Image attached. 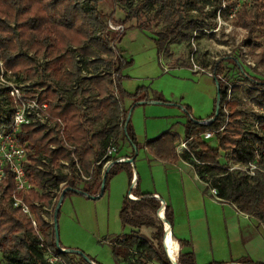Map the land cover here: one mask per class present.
I'll return each instance as SVG.
<instances>
[{
	"label": "trees",
	"instance_id": "trees-1",
	"mask_svg": "<svg viewBox=\"0 0 264 264\" xmlns=\"http://www.w3.org/2000/svg\"><path fill=\"white\" fill-rule=\"evenodd\" d=\"M114 1L129 9L124 22L137 18L138 24L133 27L142 30L150 28L143 22L142 8H135L131 4L132 0ZM197 1L203 6L213 3L212 0ZM148 3L156 4L157 13L164 23L155 38L160 53L166 50L169 41H189L195 31H202L208 25L203 19L185 15L183 0H148ZM229 5L235 6L236 2ZM217 8L214 7V12ZM247 8V4L242 5L236 11V16L247 13ZM256 18L251 9L242 25L253 32L257 25ZM107 20L99 0H0V54L6 67L19 79L40 78L37 86L43 88L41 98L49 102L52 121L50 125H26L20 135L28 148V160L25 163L28 176L38 188L31 189L25 198L35 211L39 229L44 236V246L58 252L66 264L70 262V254L59 251L56 223L49 222L44 215L54 216L52 209H56L63 183V189L72 188L65 195L77 189L91 198L97 195L102 197L106 193L109 179L128 165L126 161L116 162L106 172V162L116 157L106 156V150L111 144L119 148L120 141L125 139L135 149L139 148L131 119L127 122V118L139 101H150L146 87H140L134 93L122 88L123 69L133 60H128L114 50L113 44L120 41L125 33L117 35L111 32ZM252 41L250 39L247 42L252 44ZM40 56L49 60L41 65L37 59ZM103 66L110 72H101L92 77L83 75V69L98 72ZM112 71L119 76L114 78ZM221 73V62L217 61L214 78L220 84V114L209 124H203V120L190 116L185 130L189 147L187 156L202 180L218 190L221 199L235 203L241 211L264 221V170L249 177L239 171L229 172L220 162L222 149L231 155L230 159L243 163L255 160L260 154V163L264 166V113L256 115L259 122L256 129L247 128L246 112L242 109L240 96L241 89H245L252 102L264 111V78L246 75L243 81L232 85L230 96L231 87L220 77ZM246 83L251 87L243 85ZM124 97L135 99L129 109L123 106ZM182 107L190 113L188 105ZM59 118L65 123L64 130L57 121ZM100 122L104 124L97 128L96 124ZM11 123V118L5 117L0 103V133L8 131ZM208 130L216 131L218 148L212 147L201 137ZM181 139L179 134L167 131L148 140L146 146L156 158L176 162L180 158L177 144ZM66 142L76 146L78 165L73 150ZM65 160L69 161L71 174L64 172L62 161ZM106 173V185L101 193ZM83 175L90 179L83 178ZM15 188L14 176L8 173L0 184V251L9 264H51L45 257L42 240L32 220L22 210L11 205L10 197ZM135 193L139 199L132 200L127 195L121 209L124 227L129 226L132 230L112 242L116 264H173L163 244L164 237L167 250L169 235L165 234L163 222L156 217L161 201L151 193H142L137 189ZM59 214L60 211L58 217ZM159 216L165 217L163 208ZM166 219L173 224V212L168 205ZM145 227L155 229L152 239L141 233ZM175 241L172 235L168 248ZM80 258L86 264H92L84 255H80ZM89 258L95 264H100L91 256ZM178 262L197 264L195 253L181 252ZM241 262L251 263L252 260L244 258ZM208 264L222 263L214 261Z\"/></svg>",
	"mask_w": 264,
	"mask_h": 264
},
{
	"label": "rangeland",
	"instance_id": "rangeland-1",
	"mask_svg": "<svg viewBox=\"0 0 264 264\" xmlns=\"http://www.w3.org/2000/svg\"><path fill=\"white\" fill-rule=\"evenodd\" d=\"M99 1L100 8L106 13L108 20L112 19L115 22L126 24V33L120 41L115 42L117 49L114 50L116 53L118 50L120 52L124 51L126 53L124 57L128 60H133L122 72L124 75L122 85L123 89H126L125 91L127 92L134 93L140 87L155 89L161 86L162 88L183 89L189 93H194V88H197L215 100L218 95V87L214 78L209 77L207 74L214 77V65L217 61L221 62L222 73L220 77L230 87L239 81H243L246 75L264 78V0H212L213 3L204 6L197 0H183L185 15L203 19L208 25L202 31H195L189 41H169L166 45V50L162 53L157 48L155 38L157 37V33L164 27V23L162 17L157 13L156 4L151 5L148 3V0L131 1V4L135 8H142L143 22L150 27L147 30H142L138 27H133V25L138 24L137 18L131 22H124L129 10L128 7L117 4L114 0ZM231 2H236V5L230 6L229 4ZM145 4H147L146 7H144ZM244 4L248 5V12L242 14L241 17H237L236 11ZM216 6L218 8L214 12V7ZM251 9L254 15L257 16V25L253 32L242 25L244 20L248 19V14ZM250 39L253 40L252 44L247 42ZM73 48H76V46ZM40 57H37L38 61H40ZM39 64L42 65L43 62L40 61ZM175 66L183 67L175 68ZM189 67L197 72L203 73V75H197ZM103 68L107 70L103 66L96 74L103 72ZM39 80L40 78L38 77L29 81L39 82ZM243 85H246L247 88L251 87L249 83ZM115 92L118 94V91ZM158 96L161 99L163 98L161 103L169 107L170 101L161 93ZM240 96L243 102L242 109L246 112V126L254 130L251 121L254 118L253 114L256 117L257 114L261 115L264 111L252 102L245 89H241ZM128 98L131 97H124L126 100ZM195 101L199 105L203 104L202 97H196ZM174 103L177 105H174V107L171 105L170 107L178 108L179 105H183L177 102ZM181 121L185 123L187 118ZM103 124V122L97 123L96 127L99 128ZM175 129L181 132L184 131L185 136L186 128H184V125L179 126L176 121ZM205 141L214 148L219 147L217 136L205 139ZM125 151L126 147L122 141L121 152L124 154ZM73 157L78 163L76 152ZM230 158L231 155L229 153L222 149L220 150V162L222 165L228 164ZM65 161L68 165L67 167L64 165V172L71 174L72 169L70 168L69 161ZM261 168L264 170V166H261ZM130 189L131 183L128 192ZM63 190L62 188L58 193V200ZM107 196L108 193L106 192L102 197L94 199L69 192L62 202L58 217L59 234L60 241H62L61 231L67 226L66 229L71 233L75 244L78 243L74 249L81 250L84 254L91 256L100 264H116L111 246L106 240L113 233H118L117 231L125 234L130 233L132 229L129 226L124 228L121 216L116 211L114 203L113 209L109 213ZM117 205L116 207H120L119 202H117ZM77 211L81 214V224L77 221ZM52 213L54 216L47 217L49 222L55 221V210L52 209ZM156 217L161 220L158 214ZM72 228H75L77 232H73ZM141 233L152 239L155 229L145 227L141 229ZM170 240L171 236L169 235ZM168 244L165 252L169 257L168 251L171 250L173 256L176 246L171 249L174 243L169 248ZM69 254L70 262L67 261V264H86L80 258L79 254ZM0 264H9L1 251Z\"/></svg>",
	"mask_w": 264,
	"mask_h": 264
},
{
	"label": "crops",
	"instance_id": "crops-1",
	"mask_svg": "<svg viewBox=\"0 0 264 264\" xmlns=\"http://www.w3.org/2000/svg\"><path fill=\"white\" fill-rule=\"evenodd\" d=\"M119 53L123 56L126 55L124 51H119ZM177 67L183 66H175V68ZM190 70L197 75H203L193 68ZM123 76L122 74V79ZM121 83L123 82L121 81ZM148 90L150 101H139L134 106L130 118L140 143L139 148L135 149L127 139L120 141L117 156L134 158V161L128 163L126 168L109 179L106 191L109 213L112 211L114 203L116 211L121 216L122 202L123 198L128 195L132 172L138 177V191L151 193L171 208L173 224L170 225L172 235L178 245V252H195L198 264H208L214 261L222 264H264V221L241 211L233 202L217 198L212 193L213 187L210 183L202 180L197 173L187 156L188 151L179 149V145L186 142V139L184 131L175 129L176 121L179 126L184 125L186 128L185 124L190 116L198 120L211 118L215 111L216 99L214 100L210 95L197 88H194V93L183 89L162 88L161 86ZM160 93L170 101L169 107L164 106L161 99H158ZM196 97L203 98L202 105L195 101ZM173 102L188 105L190 113L182 105L172 108L177 105ZM134 103L135 99L133 98L123 100L125 109H129ZM171 105L172 107H170ZM185 118L187 121L183 123L181 120ZM167 131L182 136L181 141L177 144L180 158L176 162L162 161L156 158L146 146L148 140ZM122 141L126 147L124 154L121 152ZM72 192L91 198L77 191ZM98 198L100 196L94 199ZM117 202L120 203V207H116L118 206ZM77 216V221L81 224L79 211H77ZM66 227L61 231L62 241L60 243L64 248L74 249L78 243L75 244L74 238ZM72 231L77 232L75 228H72ZM117 232L106 240L111 249L115 238L124 235ZM244 258L252 260V262L242 263Z\"/></svg>",
	"mask_w": 264,
	"mask_h": 264
},
{
	"label": "built area",
	"instance_id": "built-area-1",
	"mask_svg": "<svg viewBox=\"0 0 264 264\" xmlns=\"http://www.w3.org/2000/svg\"><path fill=\"white\" fill-rule=\"evenodd\" d=\"M108 29L117 34L122 35L126 33V24L118 23L109 19L107 21ZM114 49H117L116 44H113ZM117 54L119 52L117 51ZM43 64H45L48 59L44 57L39 58ZM80 59V56H78ZM39 61V62H40ZM104 73L110 72L109 70H102ZM113 77L116 78L119 74L115 71H112ZM83 75L86 77H92L96 75L92 69L85 70L83 69ZM37 81H27L22 80L17 77V75L11 70L8 69L5 65L4 59L0 54V103L1 107L4 110V115L7 118H11L12 123L10 129L6 132L0 133V184L4 182L7 178L8 173L13 174L16 188L13 191L10 200L11 205L14 208H18L22 210L25 214L29 216L32 220L33 225L35 226L37 232L40 235L42 240L41 246L43 248V252L45 253L46 259L51 264L62 263L66 264L64 259L60 256L58 252L52 251L49 248L44 246V236L39 229V223L36 218L35 211L33 208L27 203L25 196L29 193V191L33 188H37L35 183L29 178L28 172L25 166V163L28 160V148L27 145L21 140L20 135L23 131V127L26 125H37L40 126L42 124H51L52 121L50 119L49 113V102L43 101L41 98V93L43 88H39L37 85ZM232 92V87L230 89V96ZM225 111L228 113V108L225 104ZM253 119L251 120L256 129L259 126V122L253 114ZM228 118V116H227ZM59 125L65 128L64 121L59 118L57 119ZM210 120H203L202 123L209 124ZM216 136V131L208 130L201 135V137L205 139H209ZM67 146L73 150V155H75L76 146L66 142ZM179 149L181 151H189V147L186 142H183L179 145ZM118 151V146L115 144H111L108 146L106 150V156H116ZM126 156H116L115 158L109 159L105 166L104 170L107 168H112L114 166V161H125ZM262 157L260 154L257 155L256 159L250 161L248 163H243L241 161L230 159L228 164L223 165L226 170L229 172L239 171L242 174H245L249 177L256 176L259 170H263L261 168ZM67 167L68 163L66 161L63 162ZM133 163V162H131ZM78 165V163H77ZM63 166V168L65 167ZM83 178L90 179L89 176L83 175ZM65 183L62 184V188ZM138 188V177L137 175H133L131 180V191L128 192V196L132 200H138L139 196L135 193V190ZM62 193V192H61ZM212 193L217 197H219L218 190L216 188H212ZM158 199V198H157ZM160 200V199H159ZM161 201V208H164L165 217L160 219L164 223L165 233L167 232V219H166V205L164 201ZM45 208V207H44ZM160 208V210H161ZM159 210V215H160ZM47 219V216L44 215ZM48 220V219H47ZM53 223V221H51ZM170 224V223H169ZM171 226V225H170ZM172 230V229H171ZM180 255V251L178 253V257ZM179 259V258H178ZM95 264V262H92Z\"/></svg>",
	"mask_w": 264,
	"mask_h": 264
},
{
	"label": "water",
	"instance_id": "water-1",
	"mask_svg": "<svg viewBox=\"0 0 264 264\" xmlns=\"http://www.w3.org/2000/svg\"><path fill=\"white\" fill-rule=\"evenodd\" d=\"M216 84H217V87H218L216 111H215V116L210 119V122L209 123L214 122L217 119V117L219 116V114H220V108H221L220 84H219V82H217ZM131 114H132V109L129 112V115H128V118H127V122L130 120ZM125 161L128 162V163H131V162L134 161V158H128L127 157ZM116 162H121V161L115 160L114 161V165H115ZM110 169H111L110 167L107 168L106 172H109ZM106 175H107V173L104 174V178H103V181H102L101 193H103L104 192V189H105V185H106ZM70 190H72L71 187L64 188V190L62 191V193L60 195V198L58 200V204H57L56 209H55V221L54 222L56 223V225H55V231H56V241H57V244H58V248H59V251L64 252V253H76V254L84 255L86 257V259L92 263V261L90 260L89 256H87L86 254H84V252H82L81 250L64 248L60 244V234H59V225H58V213H59V211L61 209L62 202L64 200V197H65L66 192H68ZM76 191L77 192H80V193H83V194H86L82 190H78L77 189ZM98 196H95V197H98ZM157 214L159 216V211H158ZM164 247L166 249L165 243H164ZM169 258L171 259V261L173 262V264H179L178 259H176V260L175 259H172L170 256H169Z\"/></svg>",
	"mask_w": 264,
	"mask_h": 264
},
{
	"label": "bare ground",
	"instance_id": "bare-ground-1",
	"mask_svg": "<svg viewBox=\"0 0 264 264\" xmlns=\"http://www.w3.org/2000/svg\"><path fill=\"white\" fill-rule=\"evenodd\" d=\"M163 210H164V208H163ZM167 233L172 237V230H171V228H170V226H169V223L167 222ZM177 242L175 241V243L174 244H176ZM169 253H170V257L172 258V259H178V245L176 244V248L174 249V252H173V256H172V254H171V250L169 251Z\"/></svg>",
	"mask_w": 264,
	"mask_h": 264
}]
</instances>
